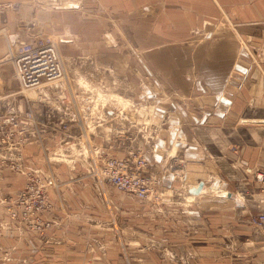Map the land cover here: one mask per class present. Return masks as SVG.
I'll return each mask as SVG.
<instances>
[{
  "label": "crops",
  "instance_id": "1",
  "mask_svg": "<svg viewBox=\"0 0 264 264\" xmlns=\"http://www.w3.org/2000/svg\"><path fill=\"white\" fill-rule=\"evenodd\" d=\"M31 9L64 13L58 43L67 68L99 65L96 85L110 78L104 88L113 93L115 79L126 78L135 107L158 115L147 121L166 129L145 157L160 198L120 197L87 175L83 155L62 167L24 146L23 161L61 184V204L44 235L8 226L0 205V264H263L264 228L248 219L264 212L254 182L264 172V0H0V63L35 41L29 31L38 25L24 24ZM75 22L77 39L67 34ZM60 92L47 93L51 105L32 102L48 142L80 135L46 117L49 107L63 109ZM23 113L14 120L24 122ZM15 177L14 187L0 183V200L21 189L25 179ZM199 183L202 193L190 194ZM229 194L248 206L237 209Z\"/></svg>",
  "mask_w": 264,
  "mask_h": 264
},
{
  "label": "built area",
  "instance_id": "2",
  "mask_svg": "<svg viewBox=\"0 0 264 264\" xmlns=\"http://www.w3.org/2000/svg\"><path fill=\"white\" fill-rule=\"evenodd\" d=\"M17 81L22 92L34 93V104L51 105V91L60 89L56 100L63 109L48 108L46 117L56 123L60 131H67L71 126H83L89 116V108L100 103L97 93L99 86H80L75 89L67 84L68 76L63 67V60L57 45L51 41L38 40L22 43L11 50ZM63 80L66 85H56ZM97 81V80H96ZM40 88V89H39ZM102 89V88H101ZM49 93V94H46ZM54 112H61L67 119H55ZM24 122L6 120L1 128V135L7 138L8 146L13 147L12 159L1 162L5 169L24 177V184L16 194H9L0 200L8 218V226L34 230L43 233L49 229V215L61 204L60 186L53 174L42 168L25 163L22 148L31 141H40L43 131L38 130V117L32 111L23 113ZM54 127L56 130L57 128ZM80 139L82 137H79ZM81 155H78V158ZM74 168V166H73ZM91 175L105 181L118 193L140 201L156 202L160 195L153 179L148 175V160L145 152L136 151L128 158L106 159L101 165H95ZM254 182L258 192L264 195V172L254 173ZM255 192L246 191L247 198H253ZM54 195V198H52ZM244 199V198H243ZM248 222L255 229L264 228V212L249 217ZM264 264V263H263Z\"/></svg>",
  "mask_w": 264,
  "mask_h": 264
},
{
  "label": "rangeland",
  "instance_id": "3",
  "mask_svg": "<svg viewBox=\"0 0 264 264\" xmlns=\"http://www.w3.org/2000/svg\"><path fill=\"white\" fill-rule=\"evenodd\" d=\"M85 13L87 15L90 12ZM80 16L81 14L79 13L71 14V18H75L76 22L80 19ZM64 17L63 12H42L37 11V9H31L28 16L25 17L24 24L26 25V29L28 27L32 28L33 25H38L35 28V32H28L33 37V40H51L57 45V50L63 60L64 70L68 76V85L71 87L96 86V73L101 72L103 75L102 67L99 65L83 66L72 61L70 63L71 67L67 68L66 65H69V63H64L63 53L58 43L59 39L64 37L65 31L62 25ZM54 22L61 24V27L58 29L53 28ZM76 22L72 30L73 33H67L75 39L80 37L82 33L80 23L76 24ZM223 23L224 21L219 24L221 28ZM76 25L79 28H76ZM11 53L10 51L7 59L0 63V183L7 182L10 185L9 187H14L17 184L18 178L1 164L3 159L7 162L12 159L14 148L8 146L7 138L4 137L5 134L1 135V128L4 121H13L14 118H18L22 110L35 113L34 104L32 103L35 97L33 92L21 91ZM97 69L99 70L96 71ZM110 80V78L106 77L99 80V87H102V89H97L100 103L94 105L93 109H88L90 114L86 118V121H84L85 124L83 126L74 125L69 127V131L80 132L79 136L74 139L72 138L73 140L71 141L48 142L46 136L40 134L43 137L42 140L26 143V148L34 149V153L36 151L37 154L45 157L46 162L47 160L48 162L57 161L62 167H70L78 155H83L86 161L83 165L87 166L91 173L96 165L98 155L101 156V162H103L106 159L112 158L125 159L136 151L146 152V150L151 149L160 140L161 134L166 128L157 124V122L152 123L147 121L150 113H152V117L158 116L154 110L140 108V106L135 107L133 100L130 99V95L127 94V91L130 90V85L126 81V78L120 77L115 79V87L120 93H113L111 89L104 88L105 85H110ZM60 83L61 85H66V82L63 80L57 81L56 85ZM11 90L13 92H10ZM141 100L143 103L145 102L144 99ZM2 104H5V107H1ZM37 106L41 107L40 105ZM3 111L6 113L4 116L2 115ZM43 111H46V109H43ZM249 112L253 113L250 107ZM46 128L39 126L38 130L44 133ZM78 137L82 138L78 139ZM103 183L106 187H109L105 181ZM110 188L120 197H124V195L118 193L112 187Z\"/></svg>",
  "mask_w": 264,
  "mask_h": 264
},
{
  "label": "water",
  "instance_id": "4",
  "mask_svg": "<svg viewBox=\"0 0 264 264\" xmlns=\"http://www.w3.org/2000/svg\"><path fill=\"white\" fill-rule=\"evenodd\" d=\"M245 122L258 124L263 121L252 120V121H245ZM203 188H204V183H199L196 188L190 189V194L194 196H198L202 193ZM228 198L234 201L237 209L245 208L248 206L245 200L242 197H240L238 194L236 195L229 194Z\"/></svg>",
  "mask_w": 264,
  "mask_h": 264
},
{
  "label": "bare ground",
  "instance_id": "5",
  "mask_svg": "<svg viewBox=\"0 0 264 264\" xmlns=\"http://www.w3.org/2000/svg\"><path fill=\"white\" fill-rule=\"evenodd\" d=\"M83 83H84V82H83ZM86 85H87V83H86ZM39 89H40V88H39ZM24 92H25V91H24ZM1 107H5V104H2ZM120 113H121V112H120ZM5 114H6V113L3 111V112H2V115L4 116Z\"/></svg>",
  "mask_w": 264,
  "mask_h": 264
}]
</instances>
